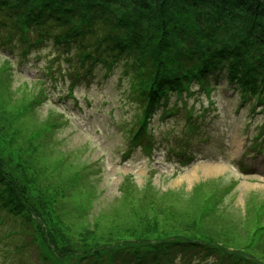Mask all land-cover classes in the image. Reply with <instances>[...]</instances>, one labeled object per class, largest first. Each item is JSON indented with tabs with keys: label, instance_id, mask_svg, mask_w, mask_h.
Listing matches in <instances>:
<instances>
[{
	"label": "trees",
	"instance_id": "1",
	"mask_svg": "<svg viewBox=\"0 0 264 264\" xmlns=\"http://www.w3.org/2000/svg\"><path fill=\"white\" fill-rule=\"evenodd\" d=\"M0 43L20 46L24 55L40 43L52 45L45 76L57 72L80 81L98 64L106 70L122 64L129 77L126 96L140 111L128 131L137 142L145 138L146 119L160 99L208 76H223L242 99L264 100V0H0ZM12 67L8 58L0 61V138L13 124V112L26 106L3 113L13 103L3 96ZM40 80L33 82L28 101ZM37 128L21 127L0 141V221L15 223L1 235L27 237L12 249L21 253L35 246L34 264H264V203L256 209L248 201L233 214L226 203L229 189H219L213 200L209 192L215 188H203L209 180L193 188L184 207L162 204L161 219L152 211L157 194L150 181L141 187L124 181L128 202L116 208L110 226L131 234L100 240L89 227L79 237L64 219L63 198L73 177H63L57 188L35 189L39 173L30 158L42 134ZM27 134L34 142L25 141ZM134 196L137 204L130 201ZM141 213L151 219H140ZM16 264L30 262L20 257Z\"/></svg>",
	"mask_w": 264,
	"mask_h": 264
},
{
	"label": "rangeland",
	"instance_id": "2",
	"mask_svg": "<svg viewBox=\"0 0 264 264\" xmlns=\"http://www.w3.org/2000/svg\"><path fill=\"white\" fill-rule=\"evenodd\" d=\"M17 50L18 47L14 50L15 58L11 59L15 66L12 82L7 83L9 93H2L6 97L4 100H13L12 104H5L8 107L3 113L7 116L15 113L16 118H12L13 124L3 132L0 141L6 142V138H11L21 127L29 131L38 126L42 134L36 140L38 149L30 158V164L39 173L34 176V184L37 182L35 189L42 190L46 186L57 188L63 177H73V185L63 198L67 210L64 219L79 237L87 236L89 227L96 230L100 240L131 234L121 231L120 226H110L116 208L124 209V181H134L139 187L151 181L157 195L173 191L167 197H152V211L159 213L154 216L160 219L165 217L162 204L184 207L193 188L205 185L200 183L207 180L210 184L203 188L205 192L215 188L214 192H209L214 195L213 200L219 189L233 187L226 196V203L233 214L242 212L248 201L259 209L264 198V161L258 155L246 156L243 152L248 145L246 138L250 137L255 124L264 121V108L259 111L255 107L252 112L247 102L242 108L238 107L242 104L239 95L231 96V89L224 80L211 81L214 86L209 93L195 84L189 94H170L167 108L173 109L174 113L162 118V110L158 109L149 124V135L157 146L151 159L146 158L139 148L125 158L123 155L130 142L127 131L132 128L128 126L137 108L126 96L129 79L123 74V67L115 66L106 73L102 66L96 65L90 81H83L74 90L73 98L63 100L56 95L64 93L63 83L59 81V87L53 86L52 89L47 81V88L42 91L46 97L41 96V88L38 87L28 101L33 94V81L43 76L50 50L42 46L35 53L40 55V59L34 55L24 68L17 66ZM7 54V50H0V59L11 58ZM36 97L39 99L32 103ZM24 104L26 106L21 110H15ZM190 108L193 115L188 121L187 110ZM45 122L50 124L44 125ZM188 122L198 126L195 127L197 134L187 133ZM42 130L47 132L46 136ZM27 136V143L34 142L29 141ZM182 138L189 140L188 151L195 156L187 165H182L171 151L177 144L187 143ZM242 163H247L245 168L251 170L250 175L243 173L240 168ZM138 200L134 196L130 201L137 204ZM162 200L164 202L161 203ZM0 216L3 217L2 214ZM139 217L147 216L142 214ZM4 221L7 223H0V264H16L20 257L30 264L36 263L35 246L21 253L12 249L13 245L26 241L27 237L13 235L1 238L2 233L15 225L12 219ZM178 227L171 229L179 230Z\"/></svg>",
	"mask_w": 264,
	"mask_h": 264
}]
</instances>
